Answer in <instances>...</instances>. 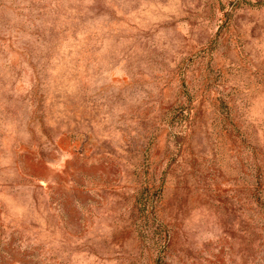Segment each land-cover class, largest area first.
Wrapping results in <instances>:
<instances>
[{
    "label": "rangeland",
    "instance_id": "obj_1",
    "mask_svg": "<svg viewBox=\"0 0 264 264\" xmlns=\"http://www.w3.org/2000/svg\"><path fill=\"white\" fill-rule=\"evenodd\" d=\"M0 264H264V0H0Z\"/></svg>",
    "mask_w": 264,
    "mask_h": 264
}]
</instances>
